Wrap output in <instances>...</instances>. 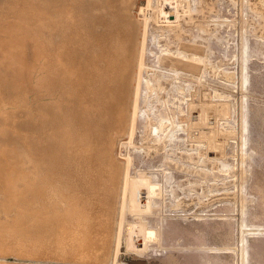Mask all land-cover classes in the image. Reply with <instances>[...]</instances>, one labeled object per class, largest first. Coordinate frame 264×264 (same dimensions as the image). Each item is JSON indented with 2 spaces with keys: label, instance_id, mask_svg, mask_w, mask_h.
<instances>
[{
  "label": "rangeland",
  "instance_id": "obj_1",
  "mask_svg": "<svg viewBox=\"0 0 264 264\" xmlns=\"http://www.w3.org/2000/svg\"><path fill=\"white\" fill-rule=\"evenodd\" d=\"M139 6L132 11L143 35L131 131L114 147L117 161L126 163L116 262L264 264V0ZM49 7L50 0H0L5 264H58L47 255L48 210L51 192L65 191L48 182L32 188L43 181L36 174L38 148L56 131L61 141L64 106L72 104L55 98L59 92L42 99L53 102L56 124L47 133L34 130L29 38L36 27L48 33ZM17 41L24 54L9 59L3 51Z\"/></svg>",
  "mask_w": 264,
  "mask_h": 264
},
{
  "label": "bare ground",
  "instance_id": "obj_2",
  "mask_svg": "<svg viewBox=\"0 0 264 264\" xmlns=\"http://www.w3.org/2000/svg\"><path fill=\"white\" fill-rule=\"evenodd\" d=\"M144 1L50 0L48 33L44 37L36 27L29 38L34 130L47 133L56 124L53 102L42 99L53 100L59 92L55 98L72 103L64 106L61 141L56 131L38 148L43 158L36 174L43 181L32 186L48 182L65 191L51 192L48 210L47 255L58 264L117 263L126 163L117 161L114 147L130 136L143 35V21H135L132 11ZM35 15L39 22L42 14ZM13 44L3 52L9 59L23 56L24 43Z\"/></svg>",
  "mask_w": 264,
  "mask_h": 264
}]
</instances>
